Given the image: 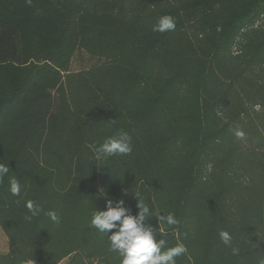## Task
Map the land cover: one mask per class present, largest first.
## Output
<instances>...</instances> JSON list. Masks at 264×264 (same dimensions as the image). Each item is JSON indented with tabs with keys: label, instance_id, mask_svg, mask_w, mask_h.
<instances>
[{
	"label": "trees",
	"instance_id": "trees-1",
	"mask_svg": "<svg viewBox=\"0 0 264 264\" xmlns=\"http://www.w3.org/2000/svg\"><path fill=\"white\" fill-rule=\"evenodd\" d=\"M77 51L96 63L71 70ZM120 131L131 153L95 160ZM0 163V264H120L89 222L135 192L178 220L156 235L176 264H262L264 0H0Z\"/></svg>",
	"mask_w": 264,
	"mask_h": 264
},
{
	"label": "clouds",
	"instance_id": "clouds-1",
	"mask_svg": "<svg viewBox=\"0 0 264 264\" xmlns=\"http://www.w3.org/2000/svg\"><path fill=\"white\" fill-rule=\"evenodd\" d=\"M31 4V0H26ZM175 18L171 15H163L153 25L152 31L164 33L175 30ZM235 136L243 140V130H236ZM132 151L131 136L120 131L114 136L107 137L95 149V160L104 161L112 156H126ZM10 168L8 164L0 163V183L8 176ZM8 190L12 196L19 197L22 194V185L15 177L9 178ZM101 195H105L103 189ZM137 200L138 211L132 214L131 209L125 206V201L119 199L115 204L111 199L105 198V210H95L91 216L89 227L95 228L101 234L107 236L110 251L120 258V264H176V258L186 252L182 243L168 246L164 238H156L157 233L163 236L161 228L178 224V220L172 213H162L151 208L144 202L139 192L133 193ZM25 207L31 214L28 219L39 216L43 209L32 200L25 202ZM46 215L54 223H59L60 217L55 211H48ZM155 219L158 227L151 223ZM221 241L226 246H231L232 236L228 231L219 233ZM234 255L238 254L237 248H232ZM30 264H34L31 259ZM264 264V262H262Z\"/></svg>",
	"mask_w": 264,
	"mask_h": 264
},
{
	"label": "rangeland",
	"instance_id": "rangeland-1",
	"mask_svg": "<svg viewBox=\"0 0 264 264\" xmlns=\"http://www.w3.org/2000/svg\"><path fill=\"white\" fill-rule=\"evenodd\" d=\"M96 63V60L90 58L83 51H77L72 59L70 69L71 70H79L86 67H89ZM8 251V239L2 229L0 228V252L5 253ZM59 264H65V261H62Z\"/></svg>",
	"mask_w": 264,
	"mask_h": 264
}]
</instances>
